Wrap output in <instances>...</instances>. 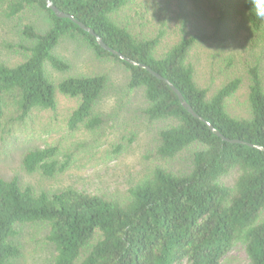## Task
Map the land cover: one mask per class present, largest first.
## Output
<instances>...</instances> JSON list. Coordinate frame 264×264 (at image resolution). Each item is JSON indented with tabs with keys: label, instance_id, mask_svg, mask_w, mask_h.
I'll return each mask as SVG.
<instances>
[{
	"label": "trees",
	"instance_id": "trees-1",
	"mask_svg": "<svg viewBox=\"0 0 264 264\" xmlns=\"http://www.w3.org/2000/svg\"><path fill=\"white\" fill-rule=\"evenodd\" d=\"M10 16L28 9L44 12L45 30L26 23L22 34L30 43L15 64L0 63V152L29 128L35 110L54 109L57 91L79 98L68 125L98 127L95 106L107 88L106 74L69 76L55 84L47 65L66 71L69 64L55 53L64 38L86 42L100 58L112 59L128 71V90L142 91L145 116L168 120L159 131L157 153L175 159L193 148L185 170L155 167L150 176L124 196L93 194L68 187L57 191L23 186L18 176L0 174V264L20 253L13 241L18 226L41 223L55 250L50 264H223L238 245L249 264H264V150L222 140L194 117L163 80L102 48L96 38L70 18L58 17L46 0H0ZM60 10L93 28L113 49L149 65L169 79L193 109L223 135L264 147V81L259 65L249 68V115L228 111L238 91L235 77L213 94L198 85L188 54L196 37L184 38L162 56L160 36L140 37L118 24L116 14L129 0H52ZM248 0L245 8L255 30L264 25L256 15L264 8ZM13 142V143H12ZM29 173L54 176L65 171L55 146L29 149L22 159ZM229 178H233L232 181Z\"/></svg>",
	"mask_w": 264,
	"mask_h": 264
},
{
	"label": "rangeland",
	"instance_id": "rangeland-1",
	"mask_svg": "<svg viewBox=\"0 0 264 264\" xmlns=\"http://www.w3.org/2000/svg\"><path fill=\"white\" fill-rule=\"evenodd\" d=\"M247 1L129 0L113 17L135 35L160 36L157 56H162L184 38L196 37L188 60L194 67L198 85L213 94L231 79H241L240 88L228 101V111L247 117L252 65H259L264 81V25L260 30L252 27L245 8ZM26 23L45 30L50 20L36 9L10 16L7 3H0V63L11 65L24 59L26 46L30 45L22 34ZM55 53L69 64L66 71L47 65L48 75L55 84L69 76L107 75V88L94 111L102 121L95 129L84 125L71 129L68 122L80 100L57 91L56 107L35 110L27 131L0 152L2 176H18L23 186H32L37 191L72 187L120 197L149 177L155 167L175 171L187 168L193 148L175 159L158 155L159 131L171 122L150 121L145 116L143 92L128 90V71L123 65L98 57L81 40L64 38ZM52 146L58 148L61 161L70 158L65 171L46 176L40 171L25 170L22 159L29 149ZM261 218L264 219V212ZM47 235L46 224L18 226L13 241L20 253L11 264H50L55 250ZM223 264H249V259L238 245Z\"/></svg>",
	"mask_w": 264,
	"mask_h": 264
},
{
	"label": "water",
	"instance_id": "water-1",
	"mask_svg": "<svg viewBox=\"0 0 264 264\" xmlns=\"http://www.w3.org/2000/svg\"><path fill=\"white\" fill-rule=\"evenodd\" d=\"M47 2V6L60 18H70L72 21H74L76 24H78L82 29H84L85 31L89 32L91 35H93L96 38L97 43L104 48L105 50L117 55L118 57H120L121 59L129 62L130 64L145 68L147 71H149L152 75H154L155 77H157L160 80H163L165 83H167L171 89L177 94L180 102L182 103V105L184 106V108H186L194 117L200 119L201 121L205 122L208 127L210 128V130L212 132H214L217 136H219L222 140L226 141V142H231V143H240V144H247L249 146L258 148L260 150H264L263 146L257 145V144H251L248 143L246 141L240 140V139H231L226 137L225 135H223L219 130H217L212 123H210L209 121H206L202 116H200L194 109L193 107L184 99V96L182 94V92L167 78L163 77L161 74H159L158 72H156L155 70H153L149 65L144 64L142 62H138L136 60H133L129 57H127L126 55L122 54L121 52L113 49L112 47H110L107 43L104 42V40L95 32V30L89 26H87L86 24H84L83 22L79 21L74 15L66 13L62 10H60L57 6H55L52 2V0H46Z\"/></svg>",
	"mask_w": 264,
	"mask_h": 264
},
{
	"label": "clouds",
	"instance_id": "clouds-1",
	"mask_svg": "<svg viewBox=\"0 0 264 264\" xmlns=\"http://www.w3.org/2000/svg\"><path fill=\"white\" fill-rule=\"evenodd\" d=\"M260 4H264V0H258V4H257L258 8H259ZM256 15L259 16V17H264V8L258 10Z\"/></svg>",
	"mask_w": 264,
	"mask_h": 264
}]
</instances>
